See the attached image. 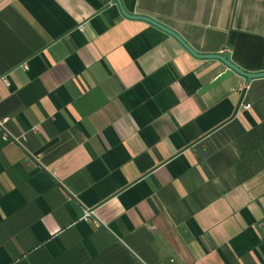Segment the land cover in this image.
<instances>
[{
	"label": "crops",
	"instance_id": "0c3cea01",
	"mask_svg": "<svg viewBox=\"0 0 264 264\" xmlns=\"http://www.w3.org/2000/svg\"><path fill=\"white\" fill-rule=\"evenodd\" d=\"M120 4L264 72V0ZM0 119V264H264V76L115 0H0Z\"/></svg>",
	"mask_w": 264,
	"mask_h": 264
},
{
	"label": "water",
	"instance_id": "95a60500",
	"mask_svg": "<svg viewBox=\"0 0 264 264\" xmlns=\"http://www.w3.org/2000/svg\"><path fill=\"white\" fill-rule=\"evenodd\" d=\"M117 6L120 9V12L123 16L127 17V18H131V19H137V20H142L162 31H164L165 33L169 34L171 37H173L186 51H188L191 55L196 56V57H200V58H212V59H217L219 61H221L223 64H225L228 68L232 69L233 71L237 72L238 74H240L242 77L245 78V82L247 83L250 79L252 78H256V77H261L264 76V72H257V73H249V72H245L241 69H239L238 67H236L234 64H232L229 60V58L226 55L223 54H211V55H199L197 53H195L177 34H175L173 31L169 30L168 28L162 26L161 24L157 23L156 21H154L153 19H150L149 17L143 16V15H132V14H128L126 13L121 4H120V0H115Z\"/></svg>",
	"mask_w": 264,
	"mask_h": 264
},
{
	"label": "built area",
	"instance_id": "2783aa9c",
	"mask_svg": "<svg viewBox=\"0 0 264 264\" xmlns=\"http://www.w3.org/2000/svg\"><path fill=\"white\" fill-rule=\"evenodd\" d=\"M249 107V104H244L243 105V108L244 109H247ZM3 122H4V119H0V134L2 135L3 138H5L6 136L4 135V133H1V128L3 127Z\"/></svg>",
	"mask_w": 264,
	"mask_h": 264
}]
</instances>
